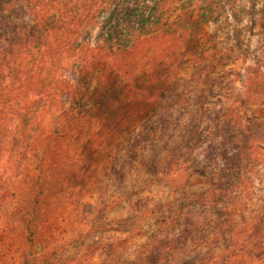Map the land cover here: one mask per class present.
Instances as JSON below:
<instances>
[{
	"label": "trees",
	"instance_id": "16d2710c",
	"mask_svg": "<svg viewBox=\"0 0 264 264\" xmlns=\"http://www.w3.org/2000/svg\"><path fill=\"white\" fill-rule=\"evenodd\" d=\"M249 1L246 11L240 0H0V191L13 201L0 222V264H13L19 245L25 264H37V237L98 172H115L118 143L177 94L180 71L207 59L218 32L229 40L245 15L264 17L254 8L258 0ZM260 45L246 88L258 105L264 38ZM234 108L243 103L227 105L210 128L218 136L210 155L220 162L216 171L196 173L222 183V191L255 196L249 174L264 171V118L241 120L238 109L231 116ZM145 168L153 172L154 163ZM263 214L241 226L223 219L194 224L210 235L191 240L180 264H264ZM205 242L206 254H190ZM187 243L184 236L180 248L170 242L161 250L169 256ZM163 261L159 254L149 263Z\"/></svg>",
	"mask_w": 264,
	"mask_h": 264
},
{
	"label": "rangeland",
	"instance_id": "374dc122",
	"mask_svg": "<svg viewBox=\"0 0 264 264\" xmlns=\"http://www.w3.org/2000/svg\"><path fill=\"white\" fill-rule=\"evenodd\" d=\"M252 4L249 0L238 3L246 11ZM255 6L264 9V1L258 0ZM263 18L262 14L245 15L234 29L238 36L229 40L225 32H218L207 59L180 71L177 94L163 99L150 123L133 125L118 143L110 166L120 171L98 172L77 203L66 207L60 219L49 222V229L37 237V264H133L139 257L150 264L159 254L164 258L160 264H180L181 253L191 251V240L210 235L194 224L223 219L241 226L240 222L258 219L264 212L263 170L249 174L255 196L251 190L222 191V183L196 170L215 172L220 163L210 158L218 144L210 128L227 105L243 103V108L230 113L234 117L240 110L241 120L264 118V104H254L258 95L246 89L248 68L261 58ZM257 71L264 74L260 66ZM171 159L174 164L169 166ZM151 162L153 172L145 168ZM3 194L0 191V222L13 207ZM218 210L222 217H217ZM229 212L231 216L226 215ZM184 236L188 245L180 253L167 256V250H161L170 242L180 248ZM18 247L12 262L25 264V247ZM208 251L205 242L190 254L201 256Z\"/></svg>",
	"mask_w": 264,
	"mask_h": 264
}]
</instances>
